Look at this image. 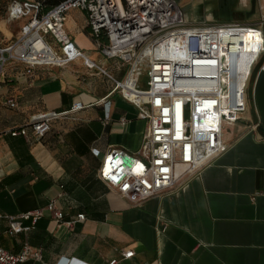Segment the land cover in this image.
<instances>
[{"label": "crops", "instance_id": "crops-1", "mask_svg": "<svg viewBox=\"0 0 264 264\" xmlns=\"http://www.w3.org/2000/svg\"><path fill=\"white\" fill-rule=\"evenodd\" d=\"M238 1L180 0V6L192 24L200 8H209L212 25L258 26L264 38V0H248L244 11ZM64 29L93 68L78 60L28 72L13 63L0 77V213L17 217L53 200L65 220L82 214L85 220L70 230L44 212L33 230L15 236L0 221V248L13 255L25 244L40 251L41 260L22 264H264V54L250 77L246 112L224 128L227 152L133 207L98 178L107 152L138 151L148 129L114 91L113 80L125 79L129 66L100 54L84 12L69 11ZM9 99L15 108L5 104ZM77 103L84 108L54 120L40 140L30 130L27 137L10 135L35 115ZM127 252L134 253L129 260Z\"/></svg>", "mask_w": 264, "mask_h": 264}, {"label": "built area", "instance_id": "built-area-1", "mask_svg": "<svg viewBox=\"0 0 264 264\" xmlns=\"http://www.w3.org/2000/svg\"><path fill=\"white\" fill-rule=\"evenodd\" d=\"M71 10L86 14L90 38L103 57L129 66L125 79L113 80L114 91L135 106L138 119L148 123L138 151L112 149L104 155L100 181L138 207L227 152L224 128L239 122L246 112L250 77L264 54L261 28L192 24L180 0H63L46 12L39 0H13L9 19H27V24L16 43L0 47V77L13 63L25 65L28 72L78 60L93 68L64 29ZM36 43L44 46L42 54ZM36 55L38 60L33 58ZM260 70L264 71V64ZM5 104L16 107L11 99ZM83 108L77 103L66 112L35 115L27 127L10 135L27 137L30 130L40 140L54 120L67 119ZM44 212L70 230L76 221L85 220L83 214L65 220L52 200L44 209L17 217L0 213V221L7 223L8 236H15L33 230ZM133 256V252L123 254L126 260ZM29 259L41 260L40 251L27 244L17 255L0 248V264Z\"/></svg>", "mask_w": 264, "mask_h": 264}, {"label": "rangeland", "instance_id": "rangeland-1", "mask_svg": "<svg viewBox=\"0 0 264 264\" xmlns=\"http://www.w3.org/2000/svg\"><path fill=\"white\" fill-rule=\"evenodd\" d=\"M13 0H0V47H8L13 45L21 38V31L22 28L27 24V19H22L19 21H12L9 19L8 14V6ZM189 3V2H188ZM238 8L241 11H244L249 8V2H245L244 0L238 1ZM211 12V9L207 8L206 11L204 9L199 10L196 19V25H212L211 21H207V16ZM256 15V14H255ZM257 15L260 14L257 13ZM234 17H237L236 14L233 15ZM249 20H259L257 16H253L252 14H248ZM191 19L194 17L193 13H190ZM212 22H217L215 19H213ZM264 29V26L262 27ZM146 83V78L143 77L141 80V84ZM250 87V84H249ZM248 87V88H249ZM248 92V91H247Z\"/></svg>", "mask_w": 264, "mask_h": 264}, {"label": "trees", "instance_id": "trees-1", "mask_svg": "<svg viewBox=\"0 0 264 264\" xmlns=\"http://www.w3.org/2000/svg\"><path fill=\"white\" fill-rule=\"evenodd\" d=\"M43 4V12H46L62 2L63 0H39Z\"/></svg>", "mask_w": 264, "mask_h": 264}, {"label": "bare ground", "instance_id": "bare-ground-1", "mask_svg": "<svg viewBox=\"0 0 264 264\" xmlns=\"http://www.w3.org/2000/svg\"><path fill=\"white\" fill-rule=\"evenodd\" d=\"M35 47L37 48V52H39L40 54H42L41 50L44 48V46L42 45V43H36ZM33 58L38 60V56H34ZM41 58H43V56H41ZM246 67H244L245 70Z\"/></svg>", "mask_w": 264, "mask_h": 264}]
</instances>
